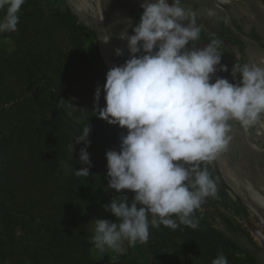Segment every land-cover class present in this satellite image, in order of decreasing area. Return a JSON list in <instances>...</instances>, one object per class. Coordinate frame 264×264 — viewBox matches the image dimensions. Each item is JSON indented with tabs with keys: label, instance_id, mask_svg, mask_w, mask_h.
<instances>
[{
	"label": "trees",
	"instance_id": "16d2710c",
	"mask_svg": "<svg viewBox=\"0 0 264 264\" xmlns=\"http://www.w3.org/2000/svg\"><path fill=\"white\" fill-rule=\"evenodd\" d=\"M39 2L25 0L17 30L0 33V264H103L88 226L118 195L107 188L105 153L119 149L126 131L95 116L94 79L105 77L87 57L83 27L69 10L47 14ZM6 39L12 51L1 44ZM77 78L87 80L83 89L74 88ZM88 125L91 175L77 176L86 145H74V137ZM207 167L217 197L227 202L233 195L235 217L247 216L220 173ZM195 214L197 229L150 227L149 240L127 245L115 264H211L221 252L229 264H262L258 245L236 218L219 213L213 221L201 208Z\"/></svg>",
	"mask_w": 264,
	"mask_h": 264
},
{
	"label": "clouds",
	"instance_id": "9594fccd",
	"mask_svg": "<svg viewBox=\"0 0 264 264\" xmlns=\"http://www.w3.org/2000/svg\"><path fill=\"white\" fill-rule=\"evenodd\" d=\"M24 3L0 0V33L17 30ZM231 3L218 0V6ZM141 8L139 22L120 37L129 58L106 73V83L94 94L95 116L126 131L119 149L105 153L107 188L118 195L104 210L115 222L96 219L88 226L90 242L102 253H121L125 242L129 247L146 243L150 227L197 229L196 211L218 193L207 165L229 151L233 123L245 133L264 127V68L237 60L233 82L222 77L212 82L218 68L223 73L229 68L222 64L218 39L197 47L201 27L195 14L181 0H142ZM206 13L216 16L211 9ZM115 53L124 56L123 49ZM102 94L104 107L99 106ZM90 133L88 125L74 137V145H86L79 156L85 167L77 176L91 175ZM125 191L134 194L131 200ZM211 264L229 262L221 252Z\"/></svg>",
	"mask_w": 264,
	"mask_h": 264
},
{
	"label": "rangeland",
	"instance_id": "374dc122",
	"mask_svg": "<svg viewBox=\"0 0 264 264\" xmlns=\"http://www.w3.org/2000/svg\"><path fill=\"white\" fill-rule=\"evenodd\" d=\"M40 6L47 14L59 10L66 13L68 10L83 27L84 50L91 64H96V69L101 77L94 79V88L103 87L106 83V73L109 69L104 65L99 55L98 48V7L102 6L105 17L106 35L110 36L106 43V52L109 59L122 65L129 54L126 49V40L122 35L131 33V28L139 22L142 13V0H39ZM182 6L190 9L201 27V38L195 42L197 47H205L209 40L218 39L221 42L220 51L223 55L222 64L227 65L229 72L223 73L217 69L211 78L215 82L217 77L226 78L233 82L231 68L235 61L250 62L264 68V0H236L230 5L218 6L216 0H181ZM206 9L216 12L215 17H209ZM1 44L8 50L14 49L10 40H3ZM124 50V56L118 57L115 49ZM80 81V82H78ZM87 80L77 78L75 89H83ZM84 83V84H83ZM103 95V94H102ZM103 98V97H102ZM264 124V120H262ZM233 141L229 151L221 154L210 165L220 173L227 185L240 198L248 215L239 214L235 217L236 206L233 195L227 194V202L219 197L208 198L201 206V210L211 220H217L219 213H224L229 218H236L246 227L255 243L259 247L258 258L264 264V148L254 151L253 143L264 147V127L256 128L245 133L239 125L233 123ZM115 150H117L115 148ZM107 219L113 222L112 215L105 212L104 208L97 210L92 221ZM218 226L219 223L216 222ZM90 225V224H89ZM91 237V228H88ZM121 253L110 249L99 252L92 244L93 254L103 264H115L117 258L127 251V242L123 245Z\"/></svg>",
	"mask_w": 264,
	"mask_h": 264
},
{
	"label": "water",
	"instance_id": "95a60500",
	"mask_svg": "<svg viewBox=\"0 0 264 264\" xmlns=\"http://www.w3.org/2000/svg\"><path fill=\"white\" fill-rule=\"evenodd\" d=\"M216 1L218 2V0ZM232 2H236V0H232ZM98 14H99V18L97 23V34H98L99 55L104 65L110 70L111 68L117 66V64L109 59L106 52V42L104 41V38L107 35H106L104 12L101 5H99L98 7Z\"/></svg>",
	"mask_w": 264,
	"mask_h": 264
},
{
	"label": "flooded vegetation",
	"instance_id": "af4514ba",
	"mask_svg": "<svg viewBox=\"0 0 264 264\" xmlns=\"http://www.w3.org/2000/svg\"><path fill=\"white\" fill-rule=\"evenodd\" d=\"M104 12V11H103ZM105 18V17H104ZM243 226V225H242ZM244 227V226H243ZM244 228H246V227H244ZM247 229V228H246ZM248 230V229H247ZM249 231V230H248ZM250 232V231H249Z\"/></svg>",
	"mask_w": 264,
	"mask_h": 264
}]
</instances>
